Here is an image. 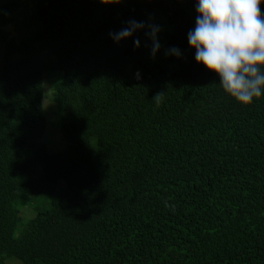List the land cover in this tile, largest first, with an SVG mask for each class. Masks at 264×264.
Here are the masks:
<instances>
[{
  "label": "trees",
  "instance_id": "obj_1",
  "mask_svg": "<svg viewBox=\"0 0 264 264\" xmlns=\"http://www.w3.org/2000/svg\"><path fill=\"white\" fill-rule=\"evenodd\" d=\"M21 5L0 0V264H264V96L238 102L195 61V0H33L17 39ZM159 17L155 56L147 28L109 36ZM46 71L59 152L39 141Z\"/></svg>",
  "mask_w": 264,
  "mask_h": 264
},
{
  "label": "clouds",
  "instance_id": "obj_2",
  "mask_svg": "<svg viewBox=\"0 0 264 264\" xmlns=\"http://www.w3.org/2000/svg\"><path fill=\"white\" fill-rule=\"evenodd\" d=\"M115 2L119 0H104ZM264 0H195L198 13L195 27L187 34L194 59L219 76L223 90L242 104L264 96V17L260 5ZM126 27L109 33L119 43L147 28L145 35L152 41L151 54L160 50L158 25L131 19ZM136 47L140 41L134 40ZM166 55L181 56L178 48L166 50ZM139 78V72L136 73ZM158 95V94H157Z\"/></svg>",
  "mask_w": 264,
  "mask_h": 264
},
{
  "label": "rangeland",
  "instance_id": "obj_3",
  "mask_svg": "<svg viewBox=\"0 0 264 264\" xmlns=\"http://www.w3.org/2000/svg\"><path fill=\"white\" fill-rule=\"evenodd\" d=\"M33 0H22V5L18 10V20L16 25H10L6 29L11 37L20 39L26 37L34 29L35 25L33 23ZM149 24L158 25L160 28L157 34L159 43L163 47V34L165 31L166 22L164 18L159 17L151 18ZM147 44L151 51L152 41L146 36ZM160 47V48H161ZM4 52V46H0V62L2 61V55ZM58 73L53 71H46L43 74V84H44V97L42 100L43 109L46 116V128L39 139V141L47 146V149L51 152H59L66 148L67 139L63 135L60 125L57 120V105L54 99V85L57 80ZM53 184L45 187L44 185L40 190H38L34 196L31 204L19 205L22 220L19 222L18 231L22 229V224L24 220L31 218L39 209L43 208L46 203L48 196L46 193H50L54 189ZM62 183L56 186L55 190H61ZM6 264H24L22 260L17 257H10L6 259Z\"/></svg>",
  "mask_w": 264,
  "mask_h": 264
}]
</instances>
